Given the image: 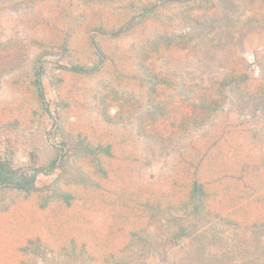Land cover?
Instances as JSON below:
<instances>
[{"label": "rangeland", "instance_id": "rangeland-1", "mask_svg": "<svg viewBox=\"0 0 264 264\" xmlns=\"http://www.w3.org/2000/svg\"><path fill=\"white\" fill-rule=\"evenodd\" d=\"M0 158V264H264V0H0Z\"/></svg>", "mask_w": 264, "mask_h": 264}, {"label": "trees", "instance_id": "trees-1", "mask_svg": "<svg viewBox=\"0 0 264 264\" xmlns=\"http://www.w3.org/2000/svg\"><path fill=\"white\" fill-rule=\"evenodd\" d=\"M76 72H91L92 70H87L81 67H74ZM36 86L38 88V94L40 99L44 104L45 103V93L42 83V72L37 73ZM48 111V109H46ZM54 168V165H51L47 168L40 169L35 171L32 175H28L26 172L16 169L8 161L0 158V188H16L18 190H23L27 193L34 192L37 190L36 178L40 172L50 173ZM200 187H195V190H198ZM201 190V189H200Z\"/></svg>", "mask_w": 264, "mask_h": 264}]
</instances>
